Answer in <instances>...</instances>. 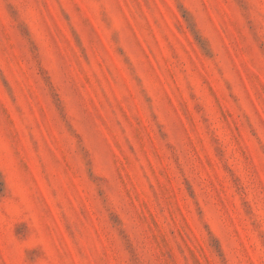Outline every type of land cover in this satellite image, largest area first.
I'll use <instances>...</instances> for the list:
<instances>
[{"label":"rangeland","instance_id":"obj_1","mask_svg":"<svg viewBox=\"0 0 264 264\" xmlns=\"http://www.w3.org/2000/svg\"><path fill=\"white\" fill-rule=\"evenodd\" d=\"M0 264H264V0H0Z\"/></svg>","mask_w":264,"mask_h":264}]
</instances>
